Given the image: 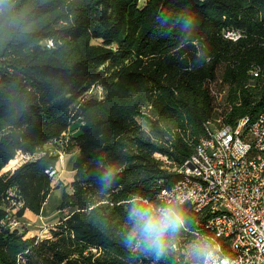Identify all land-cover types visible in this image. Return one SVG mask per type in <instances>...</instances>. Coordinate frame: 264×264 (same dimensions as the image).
<instances>
[{
    "label": "trees",
    "instance_id": "1",
    "mask_svg": "<svg viewBox=\"0 0 264 264\" xmlns=\"http://www.w3.org/2000/svg\"><path fill=\"white\" fill-rule=\"evenodd\" d=\"M216 80L229 89L219 112ZM93 85L102 98L82 100ZM262 111L264 0H5L0 264H186L200 216L182 205L187 224L157 261L125 243L130 201L160 204L157 193L181 177L173 168L194 154L207 121L235 126ZM68 130L66 150L78 153L57 206L66 214L51 237H27L7 224L9 200L22 203L18 218L41 214L54 189L48 171L59 165L52 143ZM18 153L36 157L1 173ZM108 168L116 176L105 188Z\"/></svg>",
    "mask_w": 264,
    "mask_h": 264
},
{
    "label": "built area",
    "instance_id": "2",
    "mask_svg": "<svg viewBox=\"0 0 264 264\" xmlns=\"http://www.w3.org/2000/svg\"><path fill=\"white\" fill-rule=\"evenodd\" d=\"M228 35L238 36L236 32ZM259 72L258 66L250 70L254 76ZM103 93L101 85H93L82 100L100 99ZM204 126L206 137L194 154L182 166L173 168L181 177L171 186L162 187L157 199L163 203L191 194L184 204L200 218L189 232L205 245L198 264H264V111L254 120L240 119L235 126L216 125L212 120ZM70 136L68 130L52 143L59 165L68 154ZM20 155L18 165L36 157ZM56 172L48 171L51 177ZM21 206V202L9 200L6 220L11 228L19 227L15 213Z\"/></svg>",
    "mask_w": 264,
    "mask_h": 264
},
{
    "label": "clouds",
    "instance_id": "3",
    "mask_svg": "<svg viewBox=\"0 0 264 264\" xmlns=\"http://www.w3.org/2000/svg\"><path fill=\"white\" fill-rule=\"evenodd\" d=\"M4 2L5 0H0V4ZM204 61L205 64L208 63L210 56L204 57ZM203 66L204 64L201 65ZM115 176L116 170L108 168L99 177V182L108 188ZM190 195V193L181 195L160 204L140 203L136 197H133L127 217L131 227L125 236V243L152 255L157 261L165 257L171 248L172 241L187 224L182 205ZM193 255L199 256V250H195ZM204 264H207V261Z\"/></svg>",
    "mask_w": 264,
    "mask_h": 264
},
{
    "label": "rangeland",
    "instance_id": "4",
    "mask_svg": "<svg viewBox=\"0 0 264 264\" xmlns=\"http://www.w3.org/2000/svg\"><path fill=\"white\" fill-rule=\"evenodd\" d=\"M144 0H140L141 5ZM213 89L217 96V112L224 106V99L228 93V86L222 84L220 80H216L213 84ZM220 118L219 116H216ZM141 122V120L139 119ZM78 151L73 149L65 156L63 164L57 166V172L53 176V187L50 197L45 205L44 212H42L41 217H29L24 216L19 218V227L24 228L27 231V237L37 236L40 239H46L51 237V230L59 222V220L66 214V211H58L57 206L61 201L62 189L66 191H71L70 183L73 179V171L71 161L76 157ZM20 153L16 155L17 162L13 165L3 168L1 173L12 171L18 167L20 162ZM7 166V165H6ZM55 187H57L55 189ZM199 250L200 255L194 256L193 252ZM205 252V245L196 236L191 238L188 243L184 246V254L186 264H198Z\"/></svg>",
    "mask_w": 264,
    "mask_h": 264
},
{
    "label": "crops",
    "instance_id": "5",
    "mask_svg": "<svg viewBox=\"0 0 264 264\" xmlns=\"http://www.w3.org/2000/svg\"><path fill=\"white\" fill-rule=\"evenodd\" d=\"M73 161H74V159L71 161V164L73 163ZM55 189H56V188H55ZM51 192H52V191H51ZM51 192H50L48 198L50 197ZM48 198H47V200H46V202H45V204H44V206H43V208H42L41 214H42V212H44V208H45V205H46V203H47V201H48ZM41 214H40V215H35V214H33L32 212H30V211H25L24 216L26 215V216H29V217H32V216H33V217H41ZM24 216H23V217H24Z\"/></svg>",
    "mask_w": 264,
    "mask_h": 264
},
{
    "label": "bare ground",
    "instance_id": "6",
    "mask_svg": "<svg viewBox=\"0 0 264 264\" xmlns=\"http://www.w3.org/2000/svg\"><path fill=\"white\" fill-rule=\"evenodd\" d=\"M17 162V159H16V157L14 158V159H12L8 164H7V166H5V167H8L9 165H13V164H15ZM4 167V168H5Z\"/></svg>",
    "mask_w": 264,
    "mask_h": 264
}]
</instances>
